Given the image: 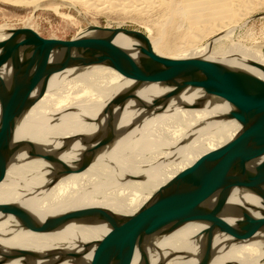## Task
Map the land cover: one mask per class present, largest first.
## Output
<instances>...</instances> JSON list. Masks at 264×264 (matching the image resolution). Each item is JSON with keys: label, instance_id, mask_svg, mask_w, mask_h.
I'll list each match as a JSON object with an SVG mask.
<instances>
[{"label": "bare ground", "instance_id": "6f19581e", "mask_svg": "<svg viewBox=\"0 0 264 264\" xmlns=\"http://www.w3.org/2000/svg\"><path fill=\"white\" fill-rule=\"evenodd\" d=\"M5 1L41 5L47 0ZM73 1L82 2L92 9L107 4L103 10L120 8L124 13L128 9L143 12L146 8H150L148 11L151 7L161 8L177 41L169 40L168 27L163 23L167 27L165 31L160 29L156 35L148 36L157 54L185 59L197 57L196 52L186 56L190 50H200L201 55L212 51L211 57L204 59L264 79V73L251 65L252 62L264 65L261 50L236 43L227 50L212 49L222 39L232 38L235 28L247 14L252 13L255 0ZM7 30L0 29V40L7 37ZM207 38L209 44L199 46ZM115 44L137 58L138 43L134 40L121 33ZM217 56L223 61L213 58ZM2 74L7 79L10 71L4 70ZM133 83L107 66L58 73L50 79L45 96L18 124L15 142L32 141L46 153H59L63 162L79 165L83 157L89 155L90 139L106 127L104 109L115 96L128 92ZM170 91L171 88L162 84L147 83L135 94L150 105L155 100H162ZM232 110L228 102L214 100L202 90H186L172 98L164 111L151 114L140 108L136 100L130 101L118 113L114 144L98 151L85 171L64 176L54 185L51 181L58 167L42 158L31 157L29 147H26L13 159L0 182V204H16L40 222L88 207L119 216L133 215L149 204L159 189L175 175L203 154L230 141L240 131L237 121L227 119ZM253 206H261L259 197L235 189L226 207L230 212L238 213ZM250 212L256 217L261 215L254 210ZM205 229L204 224L187 223L153 239L148 249L150 264H198L203 256ZM109 231L106 224L91 225L73 220L59 230L41 234L27 230L14 216L0 213V261L16 251L45 254L57 250L65 258L63 264H71L66 259L69 252L80 249L81 243L101 240ZM214 245L217 246V254L210 264H264L263 233L235 244L228 236L218 233ZM93 247L79 251L82 256L77 264H90ZM46 263L49 262L19 257L5 264ZM133 264H144L139 253Z\"/></svg>", "mask_w": 264, "mask_h": 264}, {"label": "water", "instance_id": "95a60500", "mask_svg": "<svg viewBox=\"0 0 264 264\" xmlns=\"http://www.w3.org/2000/svg\"><path fill=\"white\" fill-rule=\"evenodd\" d=\"M6 32L7 37L0 40V182L13 159L26 147L31 157L58 167L52 185L64 176L85 171L98 151L114 144L118 113L133 100L151 114L164 111L172 98L186 90H202L214 100L228 102L233 110L227 119L237 121L241 129L230 141L203 154L175 175L133 215L119 216L88 207L40 222L16 204H0V213L14 216L24 228L41 234L59 230L73 220L108 225L110 231L101 240L81 243L80 249L66 255L71 264H77L82 256L80 250L92 246L90 264H133L138 253L144 264H150L148 249L153 239L187 223L206 226L203 256L198 264H210L217 254L214 240L218 233L228 236L232 244L264 234V79L204 59L207 57L161 56L154 51L146 33L138 30L90 25L71 40L44 38L26 27ZM121 33L138 43L137 58L115 44ZM251 65L264 73V65ZM90 66L112 68L134 85L115 96L104 109L106 127L90 139L89 155L75 166L63 162L59 153H46L32 141L15 142L18 124L45 96L52 76ZM4 70L10 71L7 79L2 74ZM147 83L162 84L172 91L148 105L135 94ZM235 189L256 195L261 206L230 212L226 206ZM250 210L261 215L256 217ZM19 257L48 261L46 264L65 262L57 250L45 254L23 250L5 255L0 264Z\"/></svg>", "mask_w": 264, "mask_h": 264}, {"label": "rangeland", "instance_id": "374dc122", "mask_svg": "<svg viewBox=\"0 0 264 264\" xmlns=\"http://www.w3.org/2000/svg\"><path fill=\"white\" fill-rule=\"evenodd\" d=\"M96 1L98 2L99 0ZM96 1L93 0V2ZM78 2L79 1L75 2L73 0H47L41 3V5H23L22 3H11L0 0V29L26 27L34 29L44 38L71 40L84 32L90 25L138 30L146 33L147 36H154L159 33L160 29L161 31H165L168 27L166 33L168 34L169 40L177 41L176 38L172 36L171 29H169L171 27L170 24H166L167 16L165 11L161 8L154 7L153 9V7H151L149 11L148 9L150 8H146L143 12H134L133 9H128L129 13L128 11L124 13L120 8H105L103 10V7H106L107 4L101 8L95 7L92 9L82 2ZM251 12L252 13L247 14L246 18L235 28L232 38L222 39L213 45L212 49L217 47L214 50H219L221 48L227 50L229 46L236 43L244 45L247 48L261 50L264 55V0H261V2L255 0V5ZM163 23H165L167 27L164 26ZM207 41L208 38L203 40L199 46L203 47L208 43ZM190 51L186 52V56H189V54L192 56L196 52L195 56L197 57H211L212 53V51H206L207 54L203 53L201 55L199 54L200 50ZM219 56L213 58L218 61H223L221 60L222 57L219 58ZM257 243H259V241H257Z\"/></svg>", "mask_w": 264, "mask_h": 264}]
</instances>
